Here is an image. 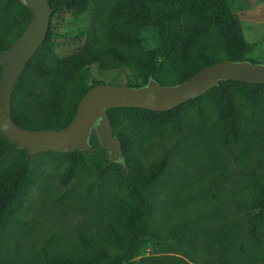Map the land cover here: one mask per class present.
I'll use <instances>...</instances> for the list:
<instances>
[{"label": "rangeland", "instance_id": "obj_1", "mask_svg": "<svg viewBox=\"0 0 264 264\" xmlns=\"http://www.w3.org/2000/svg\"><path fill=\"white\" fill-rule=\"evenodd\" d=\"M116 1L89 0L84 13H54L49 42L56 54L69 57L94 45L103 24L111 23L108 12ZM226 2L239 19L246 57L263 61L264 0ZM4 17L0 11V22ZM139 32L143 55L161 47L155 29ZM165 56L159 49L156 63L173 77ZM83 74L88 84L144 85L137 60L109 70L93 64ZM238 103L243 112L241 134L226 146L220 141L218 108L208 96L185 109L176 127L148 131L127 127L146 165L162 157L168 162L155 188L152 234L137 243L135 264H264V223L257 228L248 224L255 212L249 208L254 188L264 181V114L245 96H239ZM26 154L11 148L0 155V166ZM28 159L36 183L21 221L0 231V264H38L46 249L51 255L61 252L78 258L94 254L97 249L83 246L78 232L95 237L110 225L117 231L127 199L121 180L110 173L105 152L96 148L87 153L66 185L60 176L71 156L38 152ZM100 247L118 252L108 244Z\"/></svg>", "mask_w": 264, "mask_h": 264}, {"label": "trees", "instance_id": "obj_2", "mask_svg": "<svg viewBox=\"0 0 264 264\" xmlns=\"http://www.w3.org/2000/svg\"><path fill=\"white\" fill-rule=\"evenodd\" d=\"M53 13L72 10L84 13L89 0H49ZM0 11L5 14L0 22V49L9 48L19 37L31 17L30 10L15 0H0ZM52 17V16H51ZM111 23H104L95 44L69 57H60L49 42L51 29L15 86L12 97L14 121L25 128L62 129L73 118L78 104L87 90L101 81L88 84L83 70L99 64L104 70L116 69L137 60L142 71L143 84L154 77L165 85L178 84L190 78L203 67L222 60L264 62L245 55V40L238 17L231 12L226 0H117L108 12ZM142 28H153L160 39L159 49L165 53V62L175 75L168 77L156 63L159 49L145 55ZM95 35V30H93ZM0 66V73H1ZM129 85V84H128ZM141 86V85H133ZM245 96L264 114V84H251L235 80H221L204 94L169 110L154 111L139 107H112L107 109L115 135L122 141L126 165L111 161L109 152L92 133V150L100 148L107 156L110 173L121 180L127 199L122 206L120 223L95 237L80 230L83 246L96 248L91 256L78 258L57 252L38 264H135L133 258L137 243L152 234L156 207V186L167 169V159L162 157L146 165L134 138L127 130L148 131L164 126H178L185 109L195 107L208 96L218 108L222 122L220 141L223 145L236 143L240 137L243 112L238 103ZM1 135H3L0 132ZM0 155L11 148L27 151L0 166V231L10 223L21 221V212L36 183L29 165L28 149L18 148L3 135ZM92 150L53 152L71 156V163L61 173L60 181L68 184L82 165L84 157ZM252 217L248 224L257 228L264 223V181L254 188V198L249 204ZM252 209V210H251ZM113 231V234L111 232ZM108 244L118 249L111 253L101 248Z\"/></svg>", "mask_w": 264, "mask_h": 264}, {"label": "water", "instance_id": "obj_3", "mask_svg": "<svg viewBox=\"0 0 264 264\" xmlns=\"http://www.w3.org/2000/svg\"><path fill=\"white\" fill-rule=\"evenodd\" d=\"M15 1L26 6L31 17L11 46L0 49V132L16 147L27 148L29 157L38 152L89 150L95 132L99 143L108 150L110 160L126 165L122 141L114 133L107 109L139 107L164 111L204 94L221 80L264 84V62L229 59L211 63L174 85L162 84L154 77L141 86L101 82L87 90L73 118L62 129L25 128L13 119V92L28 61L47 37L53 8L49 0Z\"/></svg>", "mask_w": 264, "mask_h": 264}]
</instances>
